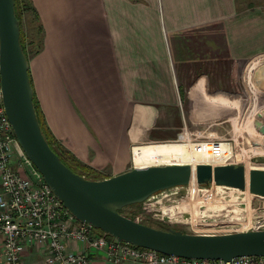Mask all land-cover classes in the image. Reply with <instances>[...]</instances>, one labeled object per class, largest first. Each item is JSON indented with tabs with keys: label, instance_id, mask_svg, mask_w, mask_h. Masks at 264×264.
I'll use <instances>...</instances> for the list:
<instances>
[{
	"label": "crops",
	"instance_id": "1",
	"mask_svg": "<svg viewBox=\"0 0 264 264\" xmlns=\"http://www.w3.org/2000/svg\"><path fill=\"white\" fill-rule=\"evenodd\" d=\"M31 1L43 28V49L29 60L34 97L50 134L99 175L94 180L128 172L135 147L207 137L206 122L222 114L214 98L224 92L222 81L209 79L208 61L264 58V5L248 8L264 0ZM262 62L256 76L264 82ZM188 142L169 145L186 163L232 161L231 149L216 152L225 143ZM155 153L165 158L164 148ZM140 154L134 167L144 169ZM2 255L0 236V264ZM91 258L115 264L101 253ZM23 261L48 264L36 245Z\"/></svg>",
	"mask_w": 264,
	"mask_h": 264
},
{
	"label": "water",
	"instance_id": "2",
	"mask_svg": "<svg viewBox=\"0 0 264 264\" xmlns=\"http://www.w3.org/2000/svg\"><path fill=\"white\" fill-rule=\"evenodd\" d=\"M21 28L14 0H0V73L3 104L18 143L46 184L82 223L134 246L188 259L231 261L238 257H264V230L197 235L160 230L136 222L120 211L146 202L155 195L189 186L191 165L154 166L104 180H89L66 166L48 144L39 124L29 61L21 43ZM199 186L216 185L244 191L247 170L243 165L199 164ZM251 194L264 197V171L249 173Z\"/></svg>",
	"mask_w": 264,
	"mask_h": 264
},
{
	"label": "rangeland",
	"instance_id": "3",
	"mask_svg": "<svg viewBox=\"0 0 264 264\" xmlns=\"http://www.w3.org/2000/svg\"><path fill=\"white\" fill-rule=\"evenodd\" d=\"M246 4L245 2L241 6L239 3L243 8L247 6ZM257 5L263 6L264 1L252 2L248 8H255ZM22 23L29 61L36 54L38 39L35 34V41L31 43L33 36L30 33V22L26 16L23 17ZM41 48L43 49V42L40 50ZM263 60L264 58H260L254 62L240 60L233 61V63L227 59L208 61L215 64V69H212L215 72H209V79L222 81L224 85L223 95L214 98L216 106L221 109V118L213 122L207 121L205 124L210 134L208 133L205 138H196L195 135L188 134L183 141L157 142L138 146L133 149V158L139 152L141 153L139 164L145 165L146 168L170 166L186 163L173 155L169 146L171 144L188 141L220 142L225 144L216 147V152L223 153L229 149L232 150V161L227 162L228 164L245 166V163H248L252 166H264V88L259 87L264 82L256 76ZM192 81H195L194 78ZM84 87L88 90L89 84L85 82ZM215 87L214 83L213 88L205 90L212 94L216 91ZM102 90L112 91L108 88ZM41 114H43L42 111ZM158 147L164 148V159L156 157L155 151L159 149ZM212 155L207 153V156ZM134 166L137 164L131 161L129 171ZM250 193V189L248 193H245L214 184L199 186L196 182L194 187H178L159 193L142 204L126 207L123 212L141 224L156 229L181 231L186 234H230L240 232L246 226L248 231L264 230V198ZM166 206L169 207L164 208Z\"/></svg>",
	"mask_w": 264,
	"mask_h": 264
},
{
	"label": "built area",
	"instance_id": "4",
	"mask_svg": "<svg viewBox=\"0 0 264 264\" xmlns=\"http://www.w3.org/2000/svg\"><path fill=\"white\" fill-rule=\"evenodd\" d=\"M0 236L4 264H24L29 246L45 250L48 264H94L91 253L115 264H264V257L231 261L188 259L118 241L79 222L64 206L18 143L3 104L0 73ZM85 246L72 251L68 244Z\"/></svg>",
	"mask_w": 264,
	"mask_h": 264
},
{
	"label": "trees",
	"instance_id": "5",
	"mask_svg": "<svg viewBox=\"0 0 264 264\" xmlns=\"http://www.w3.org/2000/svg\"><path fill=\"white\" fill-rule=\"evenodd\" d=\"M14 1H15V14H16V17L19 21V25L21 28L20 43H21V47H22L24 54L28 58L27 51L25 49L24 35H23V31H22L23 17L26 16L30 22L29 23L30 24V33H32L31 35L33 36V39L31 38L32 39L31 43H34V41H35V34H36V37L38 39V46H37L38 49L36 51V54L40 51V46L42 45L41 36L43 35V28H42V25L40 23V19H39V16L37 14V11L35 10L33 4L31 3V0H14ZM34 105H35L37 118H38L39 124L41 126L42 132H43L48 144L53 149V151L60 157L62 162L66 166H68L71 170H73L75 173L85 177L86 179L94 180L95 178H97L99 175H96L92 169L88 168L87 166L82 165L75 158H73L64 148L61 147V145L50 134L49 130L47 129L44 117L41 114V111L39 109V106H38V103H37L35 97H34ZM245 165H248V166L253 167L255 169L264 171V166H261V165H257V166L253 165L252 166L251 164H248V163H245ZM133 206H137V205H133ZM124 209H122L120 211V214L136 221L134 218H131L129 215L124 214V212H123ZM96 230L98 233L103 234V232L101 230H99V229H96ZM160 230L168 231L169 229H160ZM109 237H111V236H109Z\"/></svg>",
	"mask_w": 264,
	"mask_h": 264
},
{
	"label": "bare ground",
	"instance_id": "6",
	"mask_svg": "<svg viewBox=\"0 0 264 264\" xmlns=\"http://www.w3.org/2000/svg\"><path fill=\"white\" fill-rule=\"evenodd\" d=\"M193 150V148H191ZM227 162H223V161H220V162H209V163H198V162H194V163H184V164H175V165H191L193 167V170H194V178H193V181L192 183L189 185V187H194L195 184H196V172H195V169H196V166L199 165V164H211V165H216V164H225ZM246 167V170H247V188L246 190H244L243 192L245 193H248L249 192V181H250V178H249V173L251 170L255 169L253 167H250L248 165H245ZM211 186V185H210ZM224 188H227V187H224ZM228 189H233V188H228ZM233 190H236V191H240V190H237V189H233ZM251 194V193H250ZM251 195H254V194H251ZM254 196H257V195H254ZM258 197H261V196H258ZM264 198V197H262ZM169 206H166L164 208H167ZM172 207V206H170ZM163 208V209H164ZM77 219V218H76ZM78 220V219H77ZM79 221V220H78ZM80 222V221H79ZM249 229L248 227H244L243 230H241L240 232H247ZM197 235H206V234H197ZM210 235V234H209ZM216 235V234H215ZM109 236V235H108Z\"/></svg>",
	"mask_w": 264,
	"mask_h": 264
},
{
	"label": "flooded vegetation",
	"instance_id": "7",
	"mask_svg": "<svg viewBox=\"0 0 264 264\" xmlns=\"http://www.w3.org/2000/svg\"><path fill=\"white\" fill-rule=\"evenodd\" d=\"M160 144H163V143H160ZM182 144L185 145V146H189L191 143L185 142V143H182ZM133 161H134V158H133Z\"/></svg>",
	"mask_w": 264,
	"mask_h": 264
}]
</instances>
